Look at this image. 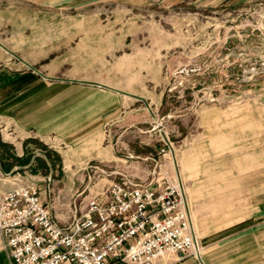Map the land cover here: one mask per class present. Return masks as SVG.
Returning a JSON list of instances; mask_svg holds the SVG:
<instances>
[{
    "label": "rangeland",
    "instance_id": "rangeland-1",
    "mask_svg": "<svg viewBox=\"0 0 264 264\" xmlns=\"http://www.w3.org/2000/svg\"><path fill=\"white\" fill-rule=\"evenodd\" d=\"M24 72L110 91L94 141L32 140L7 173L0 138V185L41 186L61 225L125 176L177 185L197 239L264 191V0H0V73Z\"/></svg>",
    "mask_w": 264,
    "mask_h": 264
},
{
    "label": "built area",
    "instance_id": "built-area-1",
    "mask_svg": "<svg viewBox=\"0 0 264 264\" xmlns=\"http://www.w3.org/2000/svg\"><path fill=\"white\" fill-rule=\"evenodd\" d=\"M15 178L0 188V237L11 264H174L198 254L182 193L170 181H112L61 225L41 186Z\"/></svg>",
    "mask_w": 264,
    "mask_h": 264
},
{
    "label": "crops",
    "instance_id": "crops-1",
    "mask_svg": "<svg viewBox=\"0 0 264 264\" xmlns=\"http://www.w3.org/2000/svg\"><path fill=\"white\" fill-rule=\"evenodd\" d=\"M109 94V89H94L77 79L61 83L33 72L0 73V138L11 148V155L2 160L11 163L7 173L25 169L32 159L41 157L29 158L27 146L32 140L44 145L63 143L66 148L94 141L109 116ZM15 159L27 161L18 164ZM218 187L219 195L213 197L227 196L223 192L229 189ZM230 207L223 212L237 214L234 221L200 239L193 237L197 256L174 264H264V191L255 193L253 184L246 185ZM3 244L0 237V264H11Z\"/></svg>",
    "mask_w": 264,
    "mask_h": 264
},
{
    "label": "trees",
    "instance_id": "trees-1",
    "mask_svg": "<svg viewBox=\"0 0 264 264\" xmlns=\"http://www.w3.org/2000/svg\"><path fill=\"white\" fill-rule=\"evenodd\" d=\"M8 169H9V166L5 165L3 170H5V172H6Z\"/></svg>",
    "mask_w": 264,
    "mask_h": 264
}]
</instances>
